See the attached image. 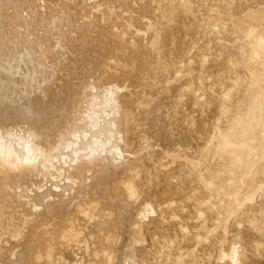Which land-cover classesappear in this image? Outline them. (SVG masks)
<instances>
[{
    "label": "bare ground",
    "instance_id": "6f19581e",
    "mask_svg": "<svg viewBox=\"0 0 264 264\" xmlns=\"http://www.w3.org/2000/svg\"><path fill=\"white\" fill-rule=\"evenodd\" d=\"M0 264H264V0H0Z\"/></svg>",
    "mask_w": 264,
    "mask_h": 264
}]
</instances>
